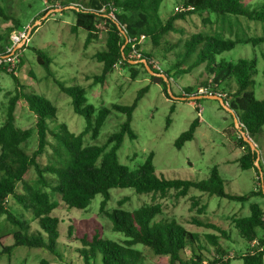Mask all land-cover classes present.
Segmentation results:
<instances>
[{
  "label": "trees",
  "instance_id": "obj_1",
  "mask_svg": "<svg viewBox=\"0 0 264 264\" xmlns=\"http://www.w3.org/2000/svg\"><path fill=\"white\" fill-rule=\"evenodd\" d=\"M163 1L87 0L82 4H76L74 0L63 2L62 8L70 6L75 15L71 31L75 32L78 28H82L87 32L85 47L98 38V33L101 31L98 23L102 22L105 28L104 47L93 55L97 62L102 63V70L99 74L92 76L93 82L103 83L115 65L121 64L128 69L132 79L140 73L151 76L154 82L162 84L163 92L166 97H169L167 89L170 72L189 73L193 67L204 63L207 77L200 82V86L207 87V94L219 95L223 98L231 109L233 118L237 119V131L246 132L248 135L258 132L264 124V98L257 99L252 87V77L256 73L255 58L216 61L215 57L232 49L237 43L252 45L264 43V35L243 38L238 37L237 33L224 35L222 31L213 33L197 31L184 39L181 36L178 37L174 43L165 40L164 37L169 33L181 32L183 26L178 24V21L185 20L187 15H201L204 12L208 15L213 14L222 22L230 17L236 19L245 17L247 20L264 22V3L252 7L250 5L255 0L248 3L245 0H181L172 13L167 18H163L159 14ZM47 10L48 8L44 9L42 14ZM0 17L6 22L12 21V26L7 25L4 32L7 42L10 32L18 29L20 25L17 19L7 15L1 3ZM205 20L207 19L202 18V21ZM221 30H224L223 26ZM141 35L145 39L148 38L153 46L164 48V51L175 48V62L169 63L162 73L166 79L158 73V70H162L153 66V63H156L155 60L164 61L162 58L164 56L159 57L158 60L152 51H143L141 43L137 42ZM2 36L3 34L0 33V39ZM133 43L140 54L135 63H131L135 58L130 56ZM164 44H168V47L166 48ZM3 53L5 48L0 47V55ZM36 53L38 63L48 69L52 61L50 56L41 50H37ZM190 58L192 62L188 67H182L180 70L177 68L180 66L179 63L187 62ZM142 59L156 74H151L146 69ZM165 63L168 65L167 62ZM9 74L14 79L15 87L9 92L6 116L0 123V220L3 219L5 223L12 226L7 233L11 236L12 242L2 244L3 235L0 234V252L10 254L15 246L24 245L44 248L55 256L61 257V253L65 250L62 249V242H58L59 224L62 221L53 214L54 210L60 203L68 209H85L96 195L101 194L99 211L104 213L111 222V229L120 232L124 238L116 241L104 237L100 232H93L91 235L82 234L79 237L81 246H77L74 253H76L75 258L82 260L83 264L97 262L99 264H146L143 249L136 245L148 248L155 255L167 256V264H230L232 259H241L243 264H264V207L258 202L249 204L247 215L231 218V224L238 235L247 243L241 253L233 252L234 255L231 258H225L229 252H225L226 250L219 242L221 235L226 237L225 230L211 222L192 219L193 224L211 228L220 234H204L205 241L215 251V257L212 260L205 258L202 250L207 248L201 242L197 232L188 230L173 218H157L162 212L159 203H147L126 209L123 208L126 197H122L117 200V206L107 208L111 198L110 190L113 188H132L139 194L159 193L160 195L174 189L177 196H184L193 187L199 191L238 202H244L253 197L264 198V176L261 177L258 188L246 194H235L224 191V180L219 176L215 165L211 167L206 180L192 181L158 176L153 164L152 151L141 164L134 168L121 163L117 151L125 135L130 139L136 137L131 128L132 113L138 100L147 91L148 85L138 90L130 104L111 103L109 106L102 105L96 108L93 104L86 102L85 89L82 86H67L54 79L60 90L70 96L73 111L85 118L84 129L79 133H73L63 122L54 128L50 127L48 120L55 117L56 107L46 97L25 90V86L20 83L17 76L12 72ZM232 78L234 81L231 80ZM183 90L186 99L188 95L198 94L191 85L184 87ZM18 100H23L34 114L36 120L33 128H21L16 125L15 108ZM195 109L198 110L199 107L195 105ZM172 110L171 105L170 111ZM112 111L125 115L119 129L112 132L103 144L86 142V135L96 137L104 120ZM199 121V118L195 117L188 128L178 135L174 141L177 148L193 138ZM166 122L169 123V117ZM34 132L37 140L36 147L28 153L24 144ZM234 141L243 149L238 161L240 168H252L259 175L258 171H261L262 167L260 160L256 161L255 148L252 149L245 140V136L239 135L238 132ZM43 155L46 157L45 162L40 161ZM31 169L34 171V176L26 178ZM9 200L13 203L9 204ZM192 204L196 205L195 202ZM33 222H37L40 229L33 230ZM253 241L256 243L251 244ZM186 248L191 252L188 259L183 256Z\"/></svg>",
  "mask_w": 264,
  "mask_h": 264
},
{
  "label": "rangeland",
  "instance_id": "obj_2",
  "mask_svg": "<svg viewBox=\"0 0 264 264\" xmlns=\"http://www.w3.org/2000/svg\"><path fill=\"white\" fill-rule=\"evenodd\" d=\"M66 1L68 0H0L7 15L17 19L20 25L18 29L21 26L31 28L29 42L21 50V63L17 66L14 74L25 86V90L46 97L56 107L55 117L48 120L50 127L54 128L63 122L71 132L79 133L86 124L84 116L73 111L70 96L60 90L54 79L67 86H82L85 89L86 102L93 104L96 108L102 105L109 106L111 103L130 104L138 90L148 85L147 91L138 100L132 113L131 128L136 137L130 139L125 135L117 151L121 163L134 168L141 164L148 153L152 151L154 154L153 164L158 176L168 179L206 180L211 167L216 165L219 176L224 180V191L228 193L246 194L260 186L261 177L264 176V124L253 135H248L246 132L243 134L240 130L237 131L238 127L236 128L230 111L222 107L216 99L204 97L210 96L209 94H191L200 96L193 100L190 98L180 99L182 95H185L183 88L188 85L194 86L196 91L203 88L200 86V82L207 77L204 63L193 67L189 73L170 72V88L167 89L168 93H171L169 97H166L163 92L162 84L154 82L151 76L140 73L135 79H132L128 69L121 64L115 65L103 83H94L91 78L101 72L102 63L97 62L93 55L104 47L105 28L102 22L98 23V28L101 30L98 33V38L92 40L85 47L84 41L87 32L82 28H78L75 32L71 31L75 15L69 8L70 6L62 8L63 2ZM74 1L76 4L87 2V0ZM180 1L164 0L159 8L160 16L167 18ZM245 1L248 3L252 0ZM262 3L264 0H255L250 6L256 7ZM46 8L48 10L42 14ZM202 18L207 20L202 21ZM11 24V20L6 22L4 18L0 17V33L3 34L0 39V47L2 48H6L10 44L8 38L6 42L4 32L7 25L12 26ZM178 24L183 26L182 31L169 33L164 37L165 40L174 43L178 37L181 36L184 39L197 31L211 33L222 31L224 35L237 33L238 37L243 38L264 35V22L262 21L247 20L245 17H240V19L230 17L222 22V20L216 19L213 14L208 15L206 12L201 15H187L185 20L178 21ZM221 26L224 27V30H221ZM140 43L142 50L152 51L156 59L159 60V57L164 56L162 58L168 65L162 59L155 60L158 67L157 65L154 67L162 70H158V73L162 74L169 63L175 62V48L164 51V48L160 46H153L148 38ZM164 46L167 48L168 44H164ZM37 50L43 51L52 59L48 69L38 63ZM239 58H255L256 73L252 77V87L255 97L263 99L264 43L257 45L237 43L232 49L215 57L216 61L221 59L236 61ZM191 62L192 58L187 62L179 63L180 66L177 68L179 70L182 67L186 68ZM14 87L15 82L9 71L0 67V123L5 119L9 92L13 91ZM171 105L173 106L172 111H170ZM195 105L199 107L198 110L195 109ZM168 117L169 123L167 124ZM195 117H198L200 122L195 129L193 138L177 148L174 145L175 139L188 128ZM124 119L123 113L112 111L104 120L96 137H92L90 134L86 135V142L103 144L112 132L119 129ZM35 120L36 118L28 109L27 104L23 100H18L15 108L16 125L21 128H33ZM237 132L239 135H244L245 139H249L254 145L262 167L261 171H258L259 175L252 168H240L239 163L234 161L243 153V149L234 143ZM36 142L34 132L24 144L28 153L36 147ZM40 161L45 162L46 157L43 155ZM33 176L34 171L31 169L26 178ZM110 193L108 209L117 206V200L122 197H126L123 204V208L126 209L136 208L147 203H159L162 212L157 218H173L188 230L197 232L201 242L207 248L202 252L208 260L215 257V251L205 241L204 234H218V232L211 228L197 226L192 223V219L211 222L224 229L227 235L226 237L221 235L219 242L226 250L225 252L241 253L247 243L238 235L231 224V218L247 215L249 204L252 202H258L264 207V198L253 197L247 201L238 202L211 195L193 187L184 196H177L174 189H170L164 195L159 193L139 194L132 188H113ZM101 199V194L96 195L85 209H68L63 203H60L54 210L53 214L62 221L59 224L58 242H62V249L65 250L61 253V257L55 256L44 248L18 245L13 248L10 254L0 252V264H83L82 260L75 258L76 253H74L75 248L81 246L79 237L82 234L91 235L93 232H100L104 237L121 241L124 236L120 232L113 231L111 222L104 213L99 211ZM193 202L196 205L192 204ZM12 203V200H9V204ZM11 229L12 226L9 223H5L3 219L0 220V234L3 235L2 244L12 242L11 236L7 234ZM32 229H40L37 222L32 223ZM136 247L143 249L146 264L168 263L167 256L155 255L151 250L141 245H136ZM185 250L183 256L188 259L191 252L188 248ZM230 264H243V262L241 259H232Z\"/></svg>",
  "mask_w": 264,
  "mask_h": 264
},
{
  "label": "built area",
  "instance_id": "obj_3",
  "mask_svg": "<svg viewBox=\"0 0 264 264\" xmlns=\"http://www.w3.org/2000/svg\"><path fill=\"white\" fill-rule=\"evenodd\" d=\"M177 9V7L175 8ZM29 26H23L20 29H14L9 34V46L5 48V53L0 55V67H3L5 70L9 72H16V68L20 61V53L22 47L25 46L29 42ZM145 37L141 35L137 42H141ZM130 40V39H128ZM130 56H134V58H139L140 54L134 47V43L132 44V52ZM157 64L153 63V66ZM158 67V65H157ZM207 87H203L202 89H197V93L199 94H207ZM256 241H253L252 244H255ZM234 253L229 252L225 258L233 257ZM206 264V263H204ZM218 264V263H215Z\"/></svg>",
  "mask_w": 264,
  "mask_h": 264
},
{
  "label": "water",
  "instance_id": "obj_4",
  "mask_svg": "<svg viewBox=\"0 0 264 264\" xmlns=\"http://www.w3.org/2000/svg\"><path fill=\"white\" fill-rule=\"evenodd\" d=\"M71 7H74V5H71ZM141 61L144 63L146 69H147L150 73H152V74H156V73H154V72L150 69L149 65L146 63V61H145L144 59H142ZM134 62H137V61H136V60L131 61V63H134ZM159 75L163 76V77L166 79V76H165L164 74H161V73H160ZM168 89H169V85H168ZM169 94H171V93L169 92ZM204 97H208V98H212V99H216V100H218L219 103L222 105V107L226 108L228 111L231 112V109L227 106V104L224 102V100H223V98H222L221 96H219V95H210V96H204ZM184 98H186V97H184V96L180 97V99H184ZM187 98H190L191 100H193V99L200 98V96H199V95H191V96H188ZM236 121H237V119L234 118V122H235V123H236ZM245 140L250 144V146L252 147V149H254V145L251 143V141H250L249 139H247V138H246ZM256 161H258V158L256 159Z\"/></svg>",
  "mask_w": 264,
  "mask_h": 264
},
{
  "label": "crops",
  "instance_id": "obj_5",
  "mask_svg": "<svg viewBox=\"0 0 264 264\" xmlns=\"http://www.w3.org/2000/svg\"><path fill=\"white\" fill-rule=\"evenodd\" d=\"M199 122H200V121H199ZM240 149H241V148H240ZM240 155H241V154H240ZM239 157H240V156H238L237 158H235L234 161H236V162L238 163V161H239ZM215 166H216V165H215ZM216 167H217V166H216ZM251 244H252V243H251Z\"/></svg>",
  "mask_w": 264,
  "mask_h": 264
},
{
  "label": "clouds",
  "instance_id": "obj_6",
  "mask_svg": "<svg viewBox=\"0 0 264 264\" xmlns=\"http://www.w3.org/2000/svg\"><path fill=\"white\" fill-rule=\"evenodd\" d=\"M26 45H27V44H26ZM23 47H24V46H23ZM23 47H22V48H23Z\"/></svg>",
  "mask_w": 264,
  "mask_h": 264
}]
</instances>
